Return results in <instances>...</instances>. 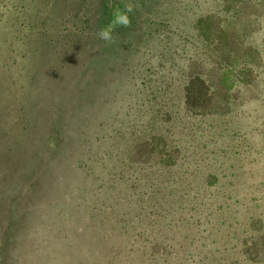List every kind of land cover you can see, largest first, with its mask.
<instances>
[{
	"label": "rangeland",
	"instance_id": "obj_1",
	"mask_svg": "<svg viewBox=\"0 0 264 264\" xmlns=\"http://www.w3.org/2000/svg\"><path fill=\"white\" fill-rule=\"evenodd\" d=\"M213 3L0 0V264H74V245L86 244V234L79 238L71 228L86 231L96 209L88 203V170L72 164L86 159L84 140L95 151L106 144L105 124L103 136L90 135L94 117L172 103L180 118L170 138L190 144L187 160L203 166L207 156L215 176L198 192L212 208L200 218L212 227L208 264H264V0L243 5L234 24L239 32L252 28L245 46L257 54L225 106L200 115L201 108L178 101L197 59L190 22ZM102 30L111 42L100 38ZM170 31L176 35L168 40ZM150 55L174 61L178 72L173 85L165 69L152 74L158 81L147 82L150 96H140L136 77ZM79 256L81 264L89 258L87 250Z\"/></svg>",
	"mask_w": 264,
	"mask_h": 264
},
{
	"label": "trees",
	"instance_id": "obj_2",
	"mask_svg": "<svg viewBox=\"0 0 264 264\" xmlns=\"http://www.w3.org/2000/svg\"><path fill=\"white\" fill-rule=\"evenodd\" d=\"M249 3L250 0H214L211 7L201 6L191 20L197 59L188 68L191 71L185 73L178 99L186 108L194 112L201 108L200 115L205 113L204 108H222L231 89L249 74L251 67L246 64L257 54L255 48L245 46L252 28L248 32L234 30L240 8ZM169 34L168 40L176 35L171 31ZM180 53L183 56L182 48ZM145 58L153 60L145 59L144 75L137 73V94L148 97L147 82L158 81L150 78L152 74L165 69L173 85L178 68L174 61L155 55ZM173 105H127L112 116L94 117L95 128L90 135L103 136L100 131L105 124L106 144L95 151L84 140L87 157L83 160L78 156L72 164L76 169L84 165L88 170V203H95L96 209L88 212L92 223L86 225V231L77 224L71 228L79 238L86 234V244L81 241L74 245V264H81L82 250H87L89 257L85 264L209 263L214 243L212 227L205 226L200 218L212 208L198 192L205 191L203 182L214 181L207 176H215L209 172L207 156L203 166L187 160L190 144L170 138L176 132L175 121L180 118L171 109ZM145 115L155 118L156 124L149 123ZM211 130V126L205 128L203 136L210 135ZM245 254L249 259L253 256L247 251ZM257 257L262 263V258Z\"/></svg>",
	"mask_w": 264,
	"mask_h": 264
},
{
	"label": "clouds",
	"instance_id": "obj_3",
	"mask_svg": "<svg viewBox=\"0 0 264 264\" xmlns=\"http://www.w3.org/2000/svg\"><path fill=\"white\" fill-rule=\"evenodd\" d=\"M128 11H131V8H129ZM130 23H131L130 19L126 18L124 21V26H129ZM99 35H100V38L105 40L106 42H111L113 39L109 31L102 30Z\"/></svg>",
	"mask_w": 264,
	"mask_h": 264
}]
</instances>
